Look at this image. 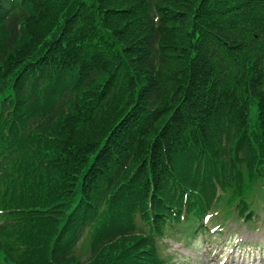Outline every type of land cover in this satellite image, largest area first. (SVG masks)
<instances>
[{"label": "trees", "instance_id": "16d2710c", "mask_svg": "<svg viewBox=\"0 0 264 264\" xmlns=\"http://www.w3.org/2000/svg\"><path fill=\"white\" fill-rule=\"evenodd\" d=\"M252 7L249 22L229 27L208 23L201 0H0V208L19 210L0 227L7 261L79 264L91 217V264H156L152 227L131 223L137 199L148 224L152 187L159 231L172 216L163 204L176 201L169 188L201 186L194 160L240 183L235 154L257 152L260 170L264 0Z\"/></svg>", "mask_w": 264, "mask_h": 264}, {"label": "rangeland", "instance_id": "374dc122", "mask_svg": "<svg viewBox=\"0 0 264 264\" xmlns=\"http://www.w3.org/2000/svg\"><path fill=\"white\" fill-rule=\"evenodd\" d=\"M257 213L258 215L256 217L258 220L264 219L263 203L259 204ZM236 234L242 236L241 238L244 242L256 240L262 242L264 241V229L258 228V224H255L252 228H250L239 223ZM203 239L209 242L208 240L213 239V237L211 238L207 233H205L203 237L196 236L195 240L190 244L191 247L183 248L179 245H172V247L168 249V252L171 253L172 257H174L172 261L179 262L181 264H212L209 257H206L209 248L207 246L203 248Z\"/></svg>", "mask_w": 264, "mask_h": 264}]
</instances>
